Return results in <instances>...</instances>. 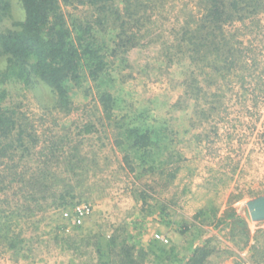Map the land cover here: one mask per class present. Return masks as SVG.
Here are the masks:
<instances>
[{
  "label": "rangeland",
  "instance_id": "obj_1",
  "mask_svg": "<svg viewBox=\"0 0 264 264\" xmlns=\"http://www.w3.org/2000/svg\"><path fill=\"white\" fill-rule=\"evenodd\" d=\"M145 1L151 17L138 24L162 38L124 45L113 23L98 32L109 51L119 42V57H107L112 77L74 86L72 113L55 106L44 84L12 77L0 84L3 105L18 111L28 134L26 146L0 159V264H126L124 251L136 264H181L204 245L213 249L206 264H264V212H252L264 202V9L224 26L239 56L228 68L211 51L193 64L190 50L168 48L174 27L202 15L205 0ZM10 2L0 31L24 19L20 0ZM62 10L82 20L96 13L65 2ZM5 64L0 59L1 71ZM104 90L117 98L121 123L103 116ZM130 122L154 131L147 165L131 149L132 170L127 145L117 143ZM74 155L84 168L73 173ZM152 164L165 169L164 180ZM45 169L55 173L44 180L55 196L18 203L20 177ZM66 186L76 189L67 195ZM234 211L240 218L230 217Z\"/></svg>",
  "mask_w": 264,
  "mask_h": 264
},
{
  "label": "trees",
  "instance_id": "obj_2",
  "mask_svg": "<svg viewBox=\"0 0 264 264\" xmlns=\"http://www.w3.org/2000/svg\"><path fill=\"white\" fill-rule=\"evenodd\" d=\"M62 1L65 4L76 3L95 7V18L82 20L72 14L68 17L62 10ZM20 2L25 11L24 19L15 21L11 27L0 31V59L5 58L6 62L5 68L0 70V75L3 76L0 78V84L5 83L7 79L11 80V77L14 81H23L27 86L44 84L54 93L55 106L69 114L74 109L71 97L74 86H80L84 80L97 81L105 76L112 77L107 74L110 72L107 57L110 55L119 57L117 50L119 42L128 45V42H135V39L162 38L153 27L138 24L142 19L150 20L151 17L149 12L151 7L145 0H20ZM205 3L202 15L194 18L191 16L180 30L174 27L171 36L176 43L168 48L170 50L174 48L176 52L190 50V61L193 64L201 60L199 54L201 51H211L216 58L226 62L228 68H232L239 60L238 47L231 39L222 36L224 26L233 21H246L252 14L264 9V0H205ZM10 7V0H0V18L9 14L5 12H8ZM111 23L117 30L114 39H119V42H115L116 47L109 51V47L103 42L104 37L101 38L98 32L107 30ZM98 39L102 40L98 42ZM183 40L188 45L184 44ZM175 57L176 55H171L172 61ZM5 95L6 89L2 86L0 97ZM98 101L106 120L112 122L117 118L119 122L121 121L116 114L117 98L111 91L98 92ZM24 126V123L20 122L18 111L4 106L0 99V159L11 158L12 150L17 145H25V135L28 134ZM92 130V126L86 127V132ZM153 132L132 122L125 123L119 130L117 143L127 145L125 161L131 170L134 168L131 149H138L144 158L142 164L147 165V157L154 146ZM77 157L74 155L69 159L72 162L70 171L73 173L78 168H84L82 167L84 161L74 162ZM78 162L82 166L78 165ZM149 166L153 172L162 175L161 179L164 180L165 169L156 168L154 164ZM178 170L179 167L174 171ZM52 174L55 173L52 171ZM52 174L46 169L38 174L24 173L20 177L21 185L14 191L13 197L23 205L39 202L40 197L37 198L34 194L41 192L42 197L55 196L56 191H50L53 187L50 189L44 182ZM168 176L170 180L174 177L171 173ZM33 180L35 182L31 185ZM65 188L67 190L63 193L67 195L76 189L75 186ZM147 196L149 194L146 193L143 198ZM230 217L240 218L235 211ZM221 221L225 224L227 219ZM3 226L6 228L9 225L3 223ZM211 253L213 249L207 245L196 247L190 258L181 264H206ZM123 254L127 257L126 264H136L128 251H124ZM171 258L172 255L166 257Z\"/></svg>",
  "mask_w": 264,
  "mask_h": 264
},
{
  "label": "water",
  "instance_id": "obj_3",
  "mask_svg": "<svg viewBox=\"0 0 264 264\" xmlns=\"http://www.w3.org/2000/svg\"><path fill=\"white\" fill-rule=\"evenodd\" d=\"M252 212L254 214L264 212V202H261L257 206L252 207Z\"/></svg>",
  "mask_w": 264,
  "mask_h": 264
}]
</instances>
